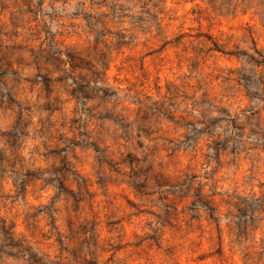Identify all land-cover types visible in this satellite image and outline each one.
<instances>
[{
    "label": "rangeland",
    "instance_id": "1",
    "mask_svg": "<svg viewBox=\"0 0 264 264\" xmlns=\"http://www.w3.org/2000/svg\"><path fill=\"white\" fill-rule=\"evenodd\" d=\"M0 264H264V0H0Z\"/></svg>",
    "mask_w": 264,
    "mask_h": 264
}]
</instances>
